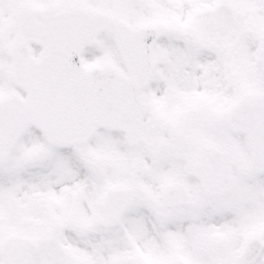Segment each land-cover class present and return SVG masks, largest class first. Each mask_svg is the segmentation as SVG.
<instances>
[{
	"label": "snow or ice",
	"instance_id": "obj_1",
	"mask_svg": "<svg viewBox=\"0 0 264 264\" xmlns=\"http://www.w3.org/2000/svg\"><path fill=\"white\" fill-rule=\"evenodd\" d=\"M0 264H264V0H0Z\"/></svg>",
	"mask_w": 264,
	"mask_h": 264
}]
</instances>
